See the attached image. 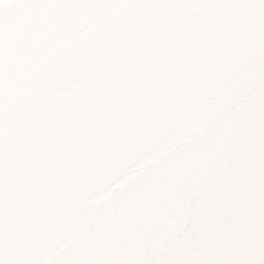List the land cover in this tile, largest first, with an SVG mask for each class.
<instances>
[{"label": "water", "instance_id": "water-1", "mask_svg": "<svg viewBox=\"0 0 264 264\" xmlns=\"http://www.w3.org/2000/svg\"><path fill=\"white\" fill-rule=\"evenodd\" d=\"M0 264H264V0H0Z\"/></svg>", "mask_w": 264, "mask_h": 264}]
</instances>
